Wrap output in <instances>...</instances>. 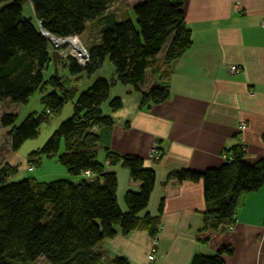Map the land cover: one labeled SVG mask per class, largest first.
Masks as SVG:
<instances>
[{"label": "trees", "instance_id": "1", "mask_svg": "<svg viewBox=\"0 0 264 264\" xmlns=\"http://www.w3.org/2000/svg\"><path fill=\"white\" fill-rule=\"evenodd\" d=\"M24 1L11 0L0 8V102L7 99L24 104L42 88L54 48L44 31L53 37L81 36L89 22H99V38L89 47L84 66L72 57L59 61H64L71 75L91 76L109 58L115 76L98 78L80 92L52 74L48 83L53 91L42 97L45 110L41 114H29L19 126H14L16 113L1 116L2 126H13L8 144L17 152L55 112L74 101L73 115L28 162L39 164L42 155H55L64 139L66 151L58 162L80 179L13 182L11 177L18 168L0 165V264H34L42 257L49 264H102L104 254L98 246L118 233L144 230L153 242L158 239L167 197L186 181L203 185L204 229L232 226L245 195L264 186V159L249 162L244 149L235 146L230 151L232 160L221 166L170 172L163 183L158 215L154 216L146 210L156 185L155 169L138 155L120 154L103 144V135L114 126V118L104 113L103 104L108 102L117 111L124 103L122 97H110L116 84L140 91L142 104H159L170 97L168 85L154 84L146 91L141 85L162 50L163 64L168 66L192 46L184 0H121L136 20L128 16L118 21L107 13L116 0H31L35 20L24 15ZM101 151L111 165L120 163L129 170L126 211L118 200L117 173L100 160ZM232 253V247H220L214 255L195 254L191 264H226L223 255ZM113 263L130 264L125 257H116Z\"/></svg>", "mask_w": 264, "mask_h": 264}, {"label": "crops", "instance_id": "2", "mask_svg": "<svg viewBox=\"0 0 264 264\" xmlns=\"http://www.w3.org/2000/svg\"><path fill=\"white\" fill-rule=\"evenodd\" d=\"M9 2H0V8ZM116 2L107 13L117 21L131 17L122 1ZM183 9L192 46L168 66L163 64L162 50L141 85L144 91L154 84L168 85L170 97L163 103L142 104L140 91L116 84L110 97H122L123 107L113 111L106 103L102 106L114 118L110 133L103 135L104 146L138 155L156 171L146 210L154 216L170 172L221 166L235 146L244 149L249 162L264 159V0H184ZM23 12L36 19L31 0L24 1ZM95 22H89L81 36ZM100 28L101 24L99 34ZM59 64L68 70L63 60ZM52 65L59 75L54 61L49 70ZM234 66L240 69L236 74L231 71ZM242 123L245 126L239 129ZM153 147L163 153L158 160L151 156ZM9 150L0 165L7 163L18 170L20 162L24 167L31 165ZM101 152L100 160L117 173L118 200L126 211L129 170L122 164L112 167ZM32 165L36 169L39 164ZM205 209L202 183L184 182L165 201L156 260H149L153 244L148 232L135 230L100 243L102 264H114L116 257H125L130 264H191L195 254L214 255L220 247L233 249L232 254L223 255L226 264H264V186L245 195L232 226L213 228L211 220V227L204 229Z\"/></svg>", "mask_w": 264, "mask_h": 264}, {"label": "rangeland", "instance_id": "3", "mask_svg": "<svg viewBox=\"0 0 264 264\" xmlns=\"http://www.w3.org/2000/svg\"><path fill=\"white\" fill-rule=\"evenodd\" d=\"M116 5L117 2L115 1L112 6L116 7ZM115 12H117L118 15L121 14L120 11L116 10ZM131 18L136 20L133 11H131ZM98 25H100L99 22H95L94 24H92V26H90V28L88 27L89 28L88 32L84 36L79 37L87 49H89V47L92 44L97 42L99 38ZM52 44L54 47L52 48V52L54 50H57L59 52L60 50L55 48L53 42ZM59 55L60 56H58L57 58L58 61L61 59V57H64L65 59L71 58L68 55L62 56L61 53H59ZM57 68H58L57 72L59 73V77H61V79L64 81L67 87H76L80 90V92L89 88V86H91V84L98 78L111 79L114 70V67L110 62L109 58L106 59L103 68L98 70L91 76H87L85 73L79 75H71L67 69L65 70L63 64H59ZM54 72H55L54 67L52 65L50 70L45 72L44 75L45 81L42 88L36 91L29 98V101L27 103L24 104L11 103L7 99L1 101L0 119L4 113H8V112L16 113L17 121L14 126H19L29 114L32 113L36 115L41 114L45 110V107L42 103V97L44 96V94L53 91V88L48 83V81L52 73L54 74ZM88 79H90V82L88 81ZM105 105L109 107L108 102H106ZM103 111L105 112L104 109ZM73 113H74V101H69L62 107L61 110L55 112L54 116L50 118L47 123H43L41 125L36 136L26 140L23 143L19 151L16 152V155L21 158L23 157L28 162V160L30 159V155L34 151H38L39 149H41L48 141V139L52 136V134L59 128L60 124L69 117H71ZM12 128L13 126H2L0 123V158L2 157V159H5V157L10 152L9 150L10 146L8 144V133L12 130ZM65 151H66L65 140L62 139L58 152L50 157L42 155L41 159L39 160V165L36 169L35 167H32L33 170L29 168L33 166L32 164L28 167H24V163L20 162L21 169L17 170V172L11 177V181L17 182L26 178H35L41 182H51L59 179H66V180H70L71 182L78 181L79 180L78 178H76L71 174H68L67 170L58 162L59 155L63 154ZM99 158H102V152L99 153ZM114 166L116 165H112V167ZM34 264H49V262L44 257H42Z\"/></svg>", "mask_w": 264, "mask_h": 264}, {"label": "built area", "instance_id": "4", "mask_svg": "<svg viewBox=\"0 0 264 264\" xmlns=\"http://www.w3.org/2000/svg\"><path fill=\"white\" fill-rule=\"evenodd\" d=\"M79 35H73V36H68V37H55L57 39H60L62 43L59 45H55V48L60 50L59 53H61L62 56L68 55L69 57H72L75 59L79 65L84 66L88 60L89 53L88 49L84 46L82 43L81 39L79 38ZM232 73L236 74L240 71V69L236 66L231 68ZM244 124H240L239 129L244 128ZM163 153L160 149L157 147H153L152 149V158L154 160H158L162 157ZM232 160L231 155L230 156H225V161L230 162ZM33 170V168H30ZM87 175H89V172H87ZM156 243L157 240L153 241V249L152 252L149 255V260L155 261L156 256H155V248H156Z\"/></svg>", "mask_w": 264, "mask_h": 264}, {"label": "water", "instance_id": "5", "mask_svg": "<svg viewBox=\"0 0 264 264\" xmlns=\"http://www.w3.org/2000/svg\"><path fill=\"white\" fill-rule=\"evenodd\" d=\"M44 34H45V36L51 41V39H50V36H52V35H50L49 33H47L46 31H44ZM53 37V36H52ZM58 56H60L59 55V52L57 51V50H54L53 51V56H52V58H53V61L55 62V65L57 66V58H58ZM56 73H57V71H56Z\"/></svg>", "mask_w": 264, "mask_h": 264}, {"label": "bare ground", "instance_id": "6", "mask_svg": "<svg viewBox=\"0 0 264 264\" xmlns=\"http://www.w3.org/2000/svg\"><path fill=\"white\" fill-rule=\"evenodd\" d=\"M50 39L56 45H59L60 43H62V41L60 39H57L55 37L50 36Z\"/></svg>", "mask_w": 264, "mask_h": 264}]
</instances>
